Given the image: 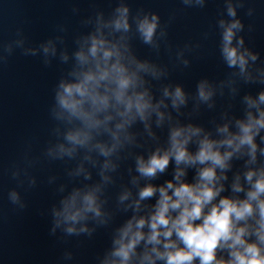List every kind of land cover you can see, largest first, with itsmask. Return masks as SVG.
I'll return each mask as SVG.
<instances>
[{
    "label": "clouds",
    "instance_id": "clouds-1",
    "mask_svg": "<svg viewBox=\"0 0 264 264\" xmlns=\"http://www.w3.org/2000/svg\"><path fill=\"white\" fill-rule=\"evenodd\" d=\"M182 3L188 7L203 8L205 0H182ZM116 12L117 18L110 22V26L116 32L127 33L130 30L129 9L121 6ZM227 12L230 17L236 15L231 4L228 5ZM158 19V16L153 14L150 19L145 16L137 21V31L145 44H153ZM220 26L223 28L222 55L227 66L239 67L240 73L245 74L248 59L256 61L258 57L247 49L240 50L244 44L243 38L233 46L236 31L243 25L239 20H233L227 25L221 20ZM97 31L99 32V29ZM88 41L90 46L86 52L81 49L75 53L77 68L69 73L72 79L61 80L55 92L52 116L64 126L62 133L59 128L56 129L63 142L49 147L46 155L52 160H63L65 157L73 159L78 150L83 149L87 153L83 160L92 162L95 166L96 162L92 160L90 153L96 151L105 158L100 167V176L104 182H108L109 177L105 172L114 171L117 167L108 158L125 142H131L133 139L128 133V128L139 119L148 129V121L153 113L157 117V124L164 120V113L159 110L164 101L153 103L148 89L143 88L145 81L140 75L144 72L159 77L162 73L155 65L137 61L135 58H128V63H124V52L128 49L127 45L122 43L123 37L121 41L112 42L104 38L103 34H94L88 37ZM50 45L51 42L43 46L45 54L49 53ZM7 51H10V48ZM51 51L54 55L55 48ZM32 54L35 55L34 52ZM4 59L0 57V60ZM63 59L66 61L67 56H63ZM188 63L184 61L186 67ZM133 64L134 68L131 67ZM141 88L143 90H139ZM197 91L199 99L204 102L213 95V90L206 80L197 84ZM163 95L171 99L173 108L186 103L185 92L180 85L171 92L166 87ZM245 99L249 106H255L256 101L251 97ZM258 99L264 102V91L259 93ZM113 121H116L114 127H109ZM236 125L238 133L229 134L222 140H212L205 135L198 141L195 154L189 152L187 145L193 137L200 136L202 129L192 125L173 127L170 130V146L167 149H155L147 160L143 156L136 157V171L145 178H154L158 173H164L170 160H174L177 166L174 180L178 183L174 184L172 180H168L162 186L147 184L139 190V199L134 202L135 207L139 209L140 201L151 198L158 192L155 210L148 218L137 219L133 216L118 230L119 234L113 240L111 258H106L102 264H131L136 248L142 241L153 247L140 257V264H155L156 260H162L164 264H194L197 260L199 264H264V199L261 198L264 196V169L260 170L259 174L253 170L246 173L251 189L246 193L245 199L225 196L213 203L223 190L222 184L216 186L217 181L226 179L223 175H217V169H227L228 161L234 153L240 152L243 146L248 147L252 162L255 161V137L264 129V110L259 111L258 117L248 113L247 121L237 120ZM101 131L110 135V146L99 141L94 142V133L100 134ZM218 131L227 133L228 126L225 125ZM261 140L264 141V137H261ZM221 147L231 151L221 152ZM261 153L264 154V149H261ZM25 163L30 166L32 161L25 160ZM181 164L203 165L197 171L196 183L181 180L186 175L185 169L179 167ZM72 174H83L86 180L91 178V173L85 169L83 163H80ZM12 176L17 178L19 172L13 171ZM254 176L257 178L253 182ZM35 183L34 179L29 180L30 186ZM232 189L237 193L243 191L239 177ZM60 190L64 191V188L61 187ZM100 191V185L73 188L60 201L61 207L53 209L55 227L62 223L67 224L66 233L74 234L77 233L75 225L86 221L89 214L100 218ZM129 195L130 193L125 192L120 196V201L128 199ZM9 199L13 204L23 207L16 191H10ZM250 218L254 220V224L248 223ZM146 225L149 229L147 234L142 231ZM55 227L51 230L53 234ZM79 232H88V229L81 227ZM252 237L255 239L252 240ZM158 245L162 246L163 251L156 247ZM218 250H226L228 259H218Z\"/></svg>",
    "mask_w": 264,
    "mask_h": 264
}]
</instances>
